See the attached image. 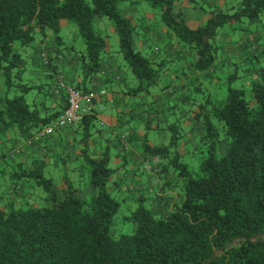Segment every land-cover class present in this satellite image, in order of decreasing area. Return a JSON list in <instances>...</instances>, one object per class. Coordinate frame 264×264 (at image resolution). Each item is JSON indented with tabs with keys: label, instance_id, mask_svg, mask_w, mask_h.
<instances>
[{
	"label": "trees",
	"instance_id": "trees-1",
	"mask_svg": "<svg viewBox=\"0 0 264 264\" xmlns=\"http://www.w3.org/2000/svg\"><path fill=\"white\" fill-rule=\"evenodd\" d=\"M142 3L152 11L144 10ZM186 4L202 9L207 17L190 24ZM104 17L112 21L118 50L110 35L95 26V20ZM68 21L78 27L86 44L85 51L78 52L77 89L101 91L91 89L93 80L105 71L109 59L122 55L123 65L136 82L132 95L149 97L155 86L166 92L154 102L155 117L147 110L146 116L143 112L133 118L131 129L144 126L146 132L144 139L131 135L129 141L142 147L144 162L155 158L148 168L154 177L148 178L149 188L131 189L130 201L137 205L123 218L131 229L118 236L113 228L123 216L119 215L122 201L113 190L122 192L123 182L110 166L113 146L108 144L100 154L89 149L97 133L98 110L77 127L56 129L51 136L34 139L68 106L66 93L60 97L53 85L60 70L61 27ZM246 25L258 29V37H249ZM261 31L264 0H0L4 81L0 166L4 161L14 168L9 175L10 191H0V201L8 200L0 207V264H264ZM50 33L58 46L54 52L47 48L45 56L41 43ZM164 37L169 41L164 46L181 48L178 58L146 48L164 44ZM244 58L250 66L242 78L234 62ZM35 72L45 77L37 78ZM192 122L191 129L199 126L194 146L192 136L185 133V124ZM150 129H167L172 139L169 145H149L145 139ZM64 130L72 131L73 138L68 143L64 139L54 157L40 152L57 143L52 139ZM184 135L189 148L185 153L189 150L197 156L193 169L190 162H181L177 151ZM19 140L26 146L22 151ZM30 148L39 152L22 158ZM171 148L177 152L173 158ZM73 158L82 159L80 173L89 177L86 196L71 186L70 179L59 190L54 179L45 176L52 159L64 164ZM176 176L181 180L178 190ZM35 186L47 193L41 206L27 197ZM19 199L25 204L17 206Z\"/></svg>",
	"mask_w": 264,
	"mask_h": 264
},
{
	"label": "crops",
	"instance_id": "crops-1",
	"mask_svg": "<svg viewBox=\"0 0 264 264\" xmlns=\"http://www.w3.org/2000/svg\"><path fill=\"white\" fill-rule=\"evenodd\" d=\"M221 1V0H220ZM222 3H225L222 1ZM182 7V6H181ZM130 10V7L128 8ZM184 12L187 17V19L190 21L189 23L192 25H197L198 22H201L204 20L207 15L205 11L202 9H193L191 5H184ZM101 20V18H98L95 20V24L97 25L98 21ZM97 21V22H96ZM50 38V37H49ZM165 43H159V46H146V48L151 49L153 48L154 52H157L160 54V56H172V59L178 58L180 56V50L181 48L179 46H164L168 39L165 37L162 38ZM255 42V41H253ZM255 44H257L255 42ZM43 47V53L46 56V53L48 54L49 50L54 52L57 48L56 43L54 40H46L45 42L41 43ZM257 46V45H256ZM60 48V55H59V73L57 75V78L55 80L54 88L56 89L57 95L60 96V92L57 90L58 82L62 79L66 81L69 84L75 85L78 80H80L79 74H78V66H77V57L78 53L75 52L73 47H65ZM49 48V50L47 49ZM43 55V56H44ZM185 54H183L184 56ZM110 64L107 65L105 71L101 73L99 77H96L92 84L91 89L93 88H100L102 90L106 91V95L101 98L98 102L104 105L102 110H99L98 107H96V110L98 112L96 113L97 120L95 121V127L97 134L103 135V133L106 134L105 137L100 138V140H96V146L95 142H93V149L94 154H100L103 153V151L98 152V148H103L102 142L106 141V145L110 144L114 147L117 153L120 154L121 158H124L125 156H131L133 161H135V154H138V158H143V149L138 144H131L129 141V137L133 135L136 139H144L145 136V128L146 127H140L139 130L133 131L132 126H134V119L136 118V115L143 114L145 115V112L148 110L150 112L149 116L155 117L154 114V108L156 106L155 101L159 100L161 96L166 94L163 90L155 91L158 93H154L153 95L148 96H137L132 95L130 93V90L132 87L136 85L135 80L133 79L132 75L129 74L130 72L127 71L126 67L123 65V63L120 61L119 58H111L109 59ZM191 67V65H189ZM124 68V71H123ZM190 73H193V68H189ZM36 77L43 79L45 76L40 72H35ZM173 79V78H172ZM173 84L175 87H177L176 81L173 79ZM174 87V88H175ZM58 96V97H59ZM61 97V96H60ZM173 102L176 101V96L172 97ZM138 104L139 110L134 112V108H136ZM142 105V106H141ZM147 115V114H146ZM145 115V116H146ZM148 117V116H147ZM134 118V119H133ZM160 118V117H159ZM139 119V118H138ZM143 121V118H141ZM194 123V122H193ZM195 124V123H194ZM142 126V125H141ZM155 126V125H154ZM199 131V126H197ZM199 134V132H197ZM64 134V135H63ZM73 132L69 130H64L60 135H56L54 139H52L53 144H49L50 146L48 148H42V151L49 153L50 157H54L53 152L58 151V146L65 143L64 139L68 142H70V139L73 138ZM98 135V136H99ZM65 137V138H64ZM192 139V138H191ZM110 140V142H108ZM101 141V142H100ZM121 141L122 145H117L118 142ZM24 141L19 140L18 146L19 149L24 150L26 146H24ZM100 142V143H99ZM51 143V142H50ZM191 144L196 145V142L194 140L191 141ZM98 147V148H96ZM41 148V147H40ZM6 152L9 151L8 147L4 148ZM39 152L35 151L34 149H29L26 153H24V156L22 158H25V156L30 157L34 153ZM76 156H74L75 158ZM20 158V157H19ZM73 158V160H74ZM119 158V157H118ZM5 168V162L3 161L0 166V172ZM154 175V173H151ZM151 177H154L151 175Z\"/></svg>",
	"mask_w": 264,
	"mask_h": 264
},
{
	"label": "rangeland",
	"instance_id": "rangeland-1",
	"mask_svg": "<svg viewBox=\"0 0 264 264\" xmlns=\"http://www.w3.org/2000/svg\"><path fill=\"white\" fill-rule=\"evenodd\" d=\"M141 6L144 10L152 11V8L146 3H142ZM152 16H153V14H152ZM95 26H96L97 30L100 31L101 33H103V34L107 33L110 35V41H111L112 46L116 50H118L119 39H118L117 35L114 33V30H113L114 26L112 24V21L109 18L104 17V18H101V20H99L97 25H95ZM226 28H229V27H226ZM246 28L250 32V33H247V35L249 37H253L254 39L256 37H258V34H257L258 29H256L255 27L254 28L249 27V25H246ZM261 34L263 35L264 32H262ZM49 37L47 38V40L48 39L54 40V42L58 46L57 42L55 41L54 34L50 33ZM60 37H61L62 41L59 42V46H63L62 48L73 47V49L77 53L85 51L86 44H85L84 38L81 35L78 27L74 23L69 22V21L63 22L62 27H61ZM262 39H264V38H262ZM253 43H254V45H257V44H255V42H253ZM117 57L124 64V60H123L122 55H118ZM248 62L249 61H246L245 58L243 59V61L234 62V63H237L236 66L239 68L238 74L240 75V77L242 76V78L244 76V71L247 69V67L250 66V63H248ZM123 71H124V68H123ZM127 71H128V69H127ZM3 82L4 81H3V76H2V67H0V96H2V94L4 93V83ZM240 82H241V80H239L237 82L236 86H240ZM160 88H161L160 86H155L152 90L153 91H159ZM154 93H158V92H154ZM192 124L194 125L193 122L191 123V125H187V123L185 124V133H186V135H188L190 137L192 136L191 137L192 139H190L191 141L194 140V142H197L198 130H196V129H198V128H197V126H195L194 129H191ZM165 128H167V127H165ZM180 132L182 134H184V132L182 130ZM94 135L95 136H93L89 141L90 152H94V150H95V149H93L94 147H93L92 143L95 142L97 139L100 140V138L106 136L105 133H103V135H99V134L95 133ZM184 137H185V135H184ZM187 139H188V137H185L180 142L181 146L184 147V149L182 147H179L178 148L179 150H177V151L182 154L180 156L181 162L182 163L190 162V167H191V169H193L197 164V162H196L197 156L195 154H192V153L189 154L188 153L189 150L185 153V151L187 149H189V148H186L184 145L185 142L187 143ZM145 140L149 143V145L156 147V146H160V145H169V143L171 142L172 139H171V133H169V131L167 129H162V130L150 129L147 131V138ZM96 142H95V146H96ZM105 142L106 141H103L101 143L103 148L96 147V148H98V149H96V150H98V152L105 151L106 146H107ZM83 145H84V143H83ZM59 147L61 148V146H59ZM111 152H112V154H111L112 160H111L110 166L112 168L116 169V178L121 179L123 182L122 192H119V191L117 192V189L113 190V193L116 194L118 196L119 200L122 201V206L120 208L119 215L121 214L123 216H120V219L118 221L116 220V224L113 228V233L118 236V235L125 233L131 229V224L123 219L124 215L127 216L128 214H130V211L132 209H134V207L137 205V203L132 204L133 200L130 201V198H133V196L129 195L130 191L132 188H136L137 186L139 188L142 187L144 189L146 187H148V183H147L148 178H150L151 175L154 176L153 174H151L152 172L148 168H149V166L150 167L153 166V163L150 161H155V158L149 157L147 162H144L143 158H141L139 160L134 159L135 161H133L132 160L133 158L131 156H128L125 159L121 158V157L118 158L116 156V150L114 149V147L111 148ZM169 155H171L170 156L171 158H173L174 156L177 155V152L175 151L174 148H171ZM82 162H83L82 159H77V160L74 159L71 162H67V163L63 164L61 161H54V163H53V159H52L51 163L46 167L45 176L47 178H53L54 179V187L56 189H59V190H62L63 186L67 184V180L70 179L71 183H72L71 186L74 187L78 191L79 194H81L82 196H86L87 194H89V192H87V191H89L87 188L90 187V186H88L89 185V177L84 175V174L82 175L80 173V171H82V168H81ZM12 169H14L13 166L5 163L4 171L2 170L0 172V191H3V193H5L6 191H10L11 186H9L10 185L9 175H10V172L12 171ZM172 177H173V173H172ZM180 182H181V180L179 178H177V176H176V178L174 179L175 190H178L177 187H179L181 185ZM27 197L28 198L30 197V199L33 201V203H35V205L41 206L45 203L44 201H45V198L47 197V193L43 187L35 186V189H29L28 190ZM7 202H8L7 199L1 200L0 201V207L3 205H6ZM23 204H25V201L23 199L16 200L17 206H20Z\"/></svg>",
	"mask_w": 264,
	"mask_h": 264
},
{
	"label": "built area",
	"instance_id": "built-area-1",
	"mask_svg": "<svg viewBox=\"0 0 264 264\" xmlns=\"http://www.w3.org/2000/svg\"><path fill=\"white\" fill-rule=\"evenodd\" d=\"M44 61L48 63L47 57L44 58ZM57 90L60 93H66L68 106L58 120L44 127L34 139L39 140L51 136L56 129L77 127L85 116L94 113L96 107L99 110H102L104 107L98 101L106 95L105 90L83 92L62 79L58 82ZM29 143H32V141H29Z\"/></svg>",
	"mask_w": 264,
	"mask_h": 264
}]
</instances>
